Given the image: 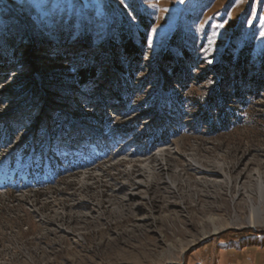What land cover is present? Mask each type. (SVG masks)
<instances>
[{
	"label": "rangeland",
	"instance_id": "rangeland-1",
	"mask_svg": "<svg viewBox=\"0 0 264 264\" xmlns=\"http://www.w3.org/2000/svg\"><path fill=\"white\" fill-rule=\"evenodd\" d=\"M0 264H264V0H0Z\"/></svg>",
	"mask_w": 264,
	"mask_h": 264
},
{
	"label": "trees",
	"instance_id": "trees-1",
	"mask_svg": "<svg viewBox=\"0 0 264 264\" xmlns=\"http://www.w3.org/2000/svg\"><path fill=\"white\" fill-rule=\"evenodd\" d=\"M146 42H147L146 38L145 37L142 38V44H145ZM121 46L124 49V51L128 52L132 56L138 55V53H140V46H141V44H137L134 40H131V39L128 40L126 37L125 38L123 37V40H121ZM250 47H252V46H250ZM248 60H249L248 59V53H246V54L243 53L240 56L239 62L237 63L238 64V69L235 71L236 76H237V79L241 75H243V73L245 74V76H248L246 74L247 72H245V69H244V65H245L244 63L248 62ZM260 74L261 73L258 72V73H256L253 76V80H254L255 83L256 82L258 83V82L261 81V79L259 78V75ZM83 76L85 77V80H88L89 77H87L88 76L87 73H83ZM121 100H123L122 97H121ZM215 101H209L208 102V105L207 106H208L209 111H206V113H205L206 114L205 115L206 116V120H208L213 125L217 121H219L218 115L215 113V111H216V106H214L215 105ZM221 106H219V108H221ZM212 112H214V113H212ZM220 113H221V111L219 112V115H220ZM222 115H224V114H222ZM227 120H228L227 116H222L220 121L223 122L224 124H226L227 123ZM217 132H218V130H215V132L213 134H215ZM33 170H35L34 167H33L32 171Z\"/></svg>",
	"mask_w": 264,
	"mask_h": 264
},
{
	"label": "bare ground",
	"instance_id": "bare-ground-1",
	"mask_svg": "<svg viewBox=\"0 0 264 264\" xmlns=\"http://www.w3.org/2000/svg\"><path fill=\"white\" fill-rule=\"evenodd\" d=\"M199 168V167H198ZM167 169V168H166ZM143 184V183H142ZM251 224L253 225V226H256L255 225V221H254V219L253 220H251Z\"/></svg>",
	"mask_w": 264,
	"mask_h": 264
}]
</instances>
